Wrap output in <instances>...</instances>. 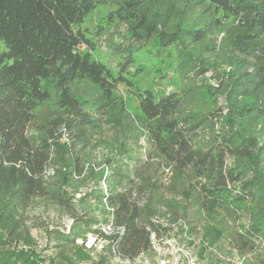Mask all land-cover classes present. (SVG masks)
Returning <instances> with one entry per match:
<instances>
[{"label":"trees","instance_id":"1","mask_svg":"<svg viewBox=\"0 0 264 264\" xmlns=\"http://www.w3.org/2000/svg\"><path fill=\"white\" fill-rule=\"evenodd\" d=\"M93 37L110 41L107 57L80 51ZM156 65L158 83L172 88L135 86ZM119 85L138 99L143 134L178 187L144 178L124 141L131 163L86 171L82 151L97 128H137L114 100ZM88 170L105 190L79 200L78 215L73 200ZM163 190L179 198L166 204L184 215L181 235L202 230L201 256L220 239L218 217L230 213L248 219L232 235L236 249L264 244V0H0V264L47 262L23 247L34 244L26 228L34 204L72 220L49 232L48 248L59 251L49 264L88 263L89 234L105 242L99 264L154 258L151 235L162 227L153 205Z\"/></svg>","mask_w":264,"mask_h":264},{"label":"rangeland","instance_id":"2","mask_svg":"<svg viewBox=\"0 0 264 264\" xmlns=\"http://www.w3.org/2000/svg\"><path fill=\"white\" fill-rule=\"evenodd\" d=\"M102 9L97 10L93 16L86 22L87 26H90L91 23H94L98 20L100 12ZM121 32L124 33V28H112L111 32ZM93 37V48L82 46L80 51L91 52L93 56L103 59L107 57L109 52H111L109 40H105V37L101 39H96ZM113 61H110L112 64ZM158 68L159 65L151 66L150 69L140 77L136 82L135 86L140 88L153 87L157 86L162 93L168 92L172 86L170 83H158ZM211 73H207L205 78L211 77ZM212 82L215 81L212 79ZM81 92L86 94L96 93L101 94V92L93 86H88L81 84L79 87ZM114 100L117 101L119 106L123 104L125 111L129 114V119L132 122H135L133 125L137 127L134 129V135L123 130H129V127L124 125L118 126L116 123H104L101 127L97 128L92 136V141L90 147L82 151V157L86 162V171L89 167H93L95 173H99L103 169H106V165L119 164L120 162H129L130 160L125 159L126 156L122 153L121 148H119L120 142H125L127 148L132 149L135 152V157L140 160L136 166L141 170V174L144 178L151 180H157L162 178L166 187H178L181 181H178L174 178V174L171 169H163L159 164V161L155 158L153 152V146L147 141L145 135L143 134V124L145 119L139 108V101L134 96V94L127 89L124 85H119L117 91L113 94ZM225 104L223 96L219 98V106ZM124 115V114H123ZM114 118V116H112ZM126 120L125 122H127ZM120 124H122L120 122ZM127 128H123V127ZM142 134V135H141ZM127 137V138H126ZM64 140H67V135L64 137ZM152 158V159H151ZM115 162V163H114ZM53 172H49V175H52ZM141 182V179L139 180ZM103 188L105 190L104 183L99 185L95 179L89 174L88 178L82 184L79 189V193L75 195V200H73V205L76 208L78 215L83 214V207L79 204V200L85 199L86 196L93 193L99 192ZM149 192L146 191L141 196V206L147 202ZM161 202L155 203L153 205V214L154 220L161 225V237L162 242L165 244V250L167 253H177L176 256L180 257L182 261L188 262L193 260L198 264H261V260L264 259V244L256 243L254 249L240 251L236 249L234 245L235 242L232 239V235L235 230L238 229L240 225H245L248 221L247 215H235V214H225L218 217L217 225L220 231V239L214 247H209L206 249V252L201 256L202 252V230L198 228L197 232L193 234L191 238L182 236L180 233V228L184 225L183 223V213L181 210L176 209L172 210L167 206V201L176 198L173 194H169L166 190L161 192ZM179 200V198H176ZM90 206L98 210L95 215L100 216L101 206L89 200ZM28 221L26 223L27 232L29 237L33 240L34 244L32 248L40 257L46 259L45 264H49L50 259L58 260V250H51L48 247L50 245L53 247L54 242L49 240V232L55 228H69L72 225V220L64 216L57 208L46 207L42 204H34L27 213ZM92 246V259L86 264H99L101 257L105 255L104 250H101L97 247ZM58 262V261H56ZM110 264H118L114 261H111Z\"/></svg>","mask_w":264,"mask_h":264},{"label":"built area","instance_id":"3","mask_svg":"<svg viewBox=\"0 0 264 264\" xmlns=\"http://www.w3.org/2000/svg\"><path fill=\"white\" fill-rule=\"evenodd\" d=\"M162 238L163 237L158 236L156 233H152L151 235V241L155 254L154 258H150L148 256H145L144 254H141L134 260H123L119 257H115L114 262L118 264H198L193 260H190L188 262L182 261L180 257L175 255L177 253H167L164 247L165 244L162 242ZM77 243L82 244V241L78 240ZM93 245H95L94 247L103 250L105 242L102 240H96V238L92 234H89L86 247L91 249Z\"/></svg>","mask_w":264,"mask_h":264}]
</instances>
